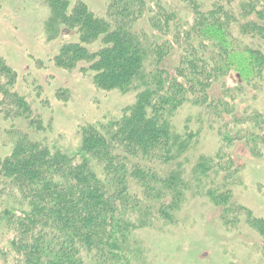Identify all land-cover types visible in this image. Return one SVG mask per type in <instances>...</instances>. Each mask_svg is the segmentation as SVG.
Masks as SVG:
<instances>
[{"label": "trees", "instance_id": "obj_1", "mask_svg": "<svg viewBox=\"0 0 264 264\" xmlns=\"http://www.w3.org/2000/svg\"><path fill=\"white\" fill-rule=\"evenodd\" d=\"M40 1L50 9L47 38L77 35L55 65L135 101L82 126L69 153L44 133L43 99L0 57V115L11 136L0 154V264H129L133 233L173 224L186 201L182 157L192 141L171 127L183 105L211 129L233 126L220 134L225 144L264 155V108L237 103L255 101L264 84V0H110L103 15L82 1ZM17 119L22 127L7 132ZM196 168L209 198L246 214L231 203L225 181L237 171L221 149Z\"/></svg>", "mask_w": 264, "mask_h": 264}, {"label": "rangeland", "instance_id": "obj_2", "mask_svg": "<svg viewBox=\"0 0 264 264\" xmlns=\"http://www.w3.org/2000/svg\"><path fill=\"white\" fill-rule=\"evenodd\" d=\"M71 1H82L95 14L103 15L110 0ZM49 13L48 6L40 0H0V57L19 78L27 81L26 88L43 99L36 106L44 124L49 126L44 132L46 136L57 148L72 153L80 143L82 126L132 104L135 94L98 89L78 70L58 68L55 55L64 42L76 41L77 35L47 38L45 21ZM236 82L233 75L227 84L233 87ZM59 88L61 94H57ZM215 92L220 94L219 89ZM251 94L255 95V101L238 100L239 107L247 104L260 111L264 108V84L257 94ZM198 111L187 103L171 121L175 135L192 141L182 157L183 176L189 183L186 201L173 224L133 233L129 264H264V155H252L244 142L225 144L220 134L233 135L234 127L219 123L211 129ZM8 125L9 121L0 115L3 156L11 150V136L8 139L3 136ZM19 127L22 125L17 119L7 132ZM220 149L237 171L234 183L225 181L232 190L231 203L234 207L242 205L248 210L246 214L240 215L229 204L227 208L213 201L198 180L199 158ZM223 211L224 215L228 211L225 218Z\"/></svg>", "mask_w": 264, "mask_h": 264}]
</instances>
